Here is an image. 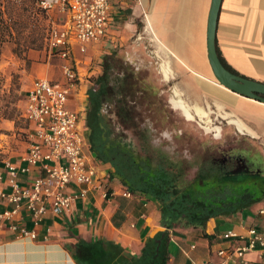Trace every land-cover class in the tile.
Wrapping results in <instances>:
<instances>
[{
  "label": "crops",
  "instance_id": "1",
  "mask_svg": "<svg viewBox=\"0 0 264 264\" xmlns=\"http://www.w3.org/2000/svg\"><path fill=\"white\" fill-rule=\"evenodd\" d=\"M212 1L112 0L113 21L108 37L101 44L89 45L85 53L78 48L75 50L82 83L79 93L71 95L68 108L83 114L81 125L85 126L88 88L82 84H88L87 78L91 74L101 73L103 57L124 49L136 69L144 70L150 63L152 72L163 82L171 83L178 78L181 85L174 88L183 93V98L188 94L187 85L191 78L201 77L203 82L212 83L218 89L205 88L199 82L196 84L214 99L217 115L228 126L232 125L228 120L231 117L245 127L241 130L232 125L236 137L258 141L264 153V128L255 114L264 112V104L214 83L207 42ZM59 19L60 23L64 17ZM216 26L215 42L220 58L238 75L264 84V0H222ZM30 58L33 60L30 68L33 81L29 90L40 78L66 83L49 57L31 54ZM204 129L206 132L216 131L209 125ZM219 136L223 137L221 128ZM27 149L11 162L20 164ZM102 166L110 188L116 194L114 197L106 200L98 192H93L88 200L79 201L70 212L60 216L49 214L36 228L38 236L35 240H20L19 231L0 222V264H78L80 240L88 243L113 241L127 253L140 256L149 239L166 231L160 226V206L145 196L124 198L122 192L125 188L110 178L114 171L111 164ZM39 176L40 173L33 170L21 175L19 181L26 184ZM4 207L5 202L0 201V212ZM19 223L27 229H34L29 215H24ZM251 227L264 231V200L243 213L211 219L204 230L170 231L168 264H258L262 254L257 252L246 254L243 260L234 256L222 260L217 255L219 250L231 244L222 240L227 231L243 235Z\"/></svg>",
  "mask_w": 264,
  "mask_h": 264
},
{
  "label": "trees",
  "instance_id": "2",
  "mask_svg": "<svg viewBox=\"0 0 264 264\" xmlns=\"http://www.w3.org/2000/svg\"><path fill=\"white\" fill-rule=\"evenodd\" d=\"M38 1L34 3L44 13ZM218 57L238 75L219 53ZM103 62L101 74L90 78L86 91L91 151L102 164H111V180L134 196L159 204L160 226L166 231L149 239L140 256L113 241L80 240L76 260L78 264H168L170 231L204 230L211 219L243 213L264 200L263 150L250 138L238 136L197 142L187 154L171 149L167 140L157 142L159 133L173 136V120H138L154 101L168 114L157 83L118 51L106 55ZM176 136L187 139L185 134Z\"/></svg>",
  "mask_w": 264,
  "mask_h": 264
},
{
  "label": "built area",
  "instance_id": "3",
  "mask_svg": "<svg viewBox=\"0 0 264 264\" xmlns=\"http://www.w3.org/2000/svg\"><path fill=\"white\" fill-rule=\"evenodd\" d=\"M38 7L57 16L51 23L46 47L49 59L61 60L66 83L45 78L34 81L23 112L28 123L26 155L20 164L0 163V201L6 204L0 222L19 231L22 241L37 238L36 228L46 216L70 212L93 192L106 200L116 195L102 163L91 151L89 134L81 125V112L68 108L71 95L82 83L75 50L85 53L89 45L101 44L108 37L113 21L112 0H39ZM60 16L64 20L59 23ZM33 170L40 176L22 184L19 177ZM122 194L124 198L134 196L128 190ZM24 215L30 216L34 229L19 223ZM222 240L231 243L218 251L222 260L233 256L243 260L246 254L257 252L262 254L258 264H264V231L251 227L239 235L229 230Z\"/></svg>",
  "mask_w": 264,
  "mask_h": 264
},
{
  "label": "rangeland",
  "instance_id": "4",
  "mask_svg": "<svg viewBox=\"0 0 264 264\" xmlns=\"http://www.w3.org/2000/svg\"><path fill=\"white\" fill-rule=\"evenodd\" d=\"M0 15V163H2L17 159L26 151L28 123L24 119L23 112L27 99L26 94L30 88L29 84L33 81L30 74L33 60L30 55L37 54L38 56L40 55V58L48 57L47 37L51 23L57 16L52 14L50 16L45 12L39 11L34 0H0ZM117 51L121 56L128 57V53L124 49ZM37 60L39 59L37 58ZM51 63L56 70L61 72L60 74L64 79L60 59L58 57L52 58ZM103 63L102 59L101 72ZM150 67L151 64L148 63L147 68L151 69ZM144 72L147 73V69H144ZM99 74L101 73L91 74L87 78L88 84L84 82L82 85H89L90 78ZM149 76L161 89L165 102H168L171 97L168 85H181L178 78L171 83H165L158 75L149 74ZM198 78L193 77L190 79V83L187 85L189 87V90H187L188 94H186L187 98H184L188 103L197 104L202 108L208 107L209 110H212L208 120L200 119L197 116L194 121L190 122L186 121L184 117L171 118L175 127L173 136L168 132H162V140H157L159 143L167 140V142L172 143L171 149L184 154L189 152L187 149L191 148V146H198L197 142L200 143V141L208 139L221 140L215 137L217 135L215 130L206 132L204 128L207 125H210L212 129H222V141L223 139L233 140L236 137L234 127L232 125L228 126L226 121H223L217 115L214 99L212 100V97L208 96L207 92H203L196 83L199 82L205 88L211 87L215 90L218 88L212 83L203 82L201 77ZM214 83L219 85L215 77ZM78 93L79 88L76 91V94ZM78 106L80 107V105ZM174 114L180 116L177 111H174ZM255 114L262 122L259 124L264 128V112ZM81 116L83 117V114ZM84 129L90 135L86 125ZM184 134L186 135V140L174 139L176 135L181 136ZM171 137L174 140H171ZM238 137L241 138L243 136ZM254 142L261 146L258 141Z\"/></svg>",
  "mask_w": 264,
  "mask_h": 264
},
{
  "label": "water",
  "instance_id": "5",
  "mask_svg": "<svg viewBox=\"0 0 264 264\" xmlns=\"http://www.w3.org/2000/svg\"><path fill=\"white\" fill-rule=\"evenodd\" d=\"M222 0H213L211 6V14L208 23V59L212 68L213 75L220 87H224L230 92L237 95H241L248 99L258 101L264 104V84L251 81L242 76L234 75L226 69L221 60L218 57L216 49V30L217 20L220 12V5ZM203 90H205L203 88ZM177 96V95H176ZM196 116H190L187 118L195 119Z\"/></svg>",
  "mask_w": 264,
  "mask_h": 264
},
{
  "label": "flooded vegetation",
  "instance_id": "6",
  "mask_svg": "<svg viewBox=\"0 0 264 264\" xmlns=\"http://www.w3.org/2000/svg\"><path fill=\"white\" fill-rule=\"evenodd\" d=\"M126 58H127V61H129L132 65L135 66L134 61H132L129 56L128 57L126 56ZM146 69H147L148 75L149 74L150 75H155L154 72H152L151 69H148V68H146ZM139 70L137 69V71H139ZM156 86L159 87L157 84H156ZM168 88H169V91L171 93V97L168 100V102H165V100H164L165 108H166V110H168V114L163 113V111H164L163 108H161V106L159 105L158 102H156V104H155V101H154V102H151L152 108L151 109L148 108V112L144 111L142 113V115L139 116L138 120H141V119L184 117L185 120L188 121V122L194 121V120H192V118H187V117H190V116H197L198 118H200L199 114H197L194 111L193 106H198L201 109H203V111L205 112V114L207 116L206 117V121L208 120L209 115H211V110H209L208 107L202 108L201 106H199L197 104L188 103L187 101L184 100L183 93L178 88H176V87L174 88V85L170 84V85H168ZM160 95H161L162 98L164 97V94L161 93V92H160ZM138 111H139L138 113L140 114L142 112V108H140V110H138ZM174 111L179 112L180 116H177L176 114H174ZM228 120H229L230 124H232L234 126H237L236 122H234V118L228 117ZM239 127H240L241 130H243L245 128L242 125H239ZM216 133H217V135L215 137H217L218 139H222V137L219 136V132L216 131ZM161 135H162V133H159L157 136H155L156 141L157 140H162V136Z\"/></svg>",
  "mask_w": 264,
  "mask_h": 264
},
{
  "label": "bare ground",
  "instance_id": "7",
  "mask_svg": "<svg viewBox=\"0 0 264 264\" xmlns=\"http://www.w3.org/2000/svg\"><path fill=\"white\" fill-rule=\"evenodd\" d=\"M193 109H194V111L197 113V114H199V117L201 118V119H206V114H205V112L203 111V109H201L200 107H198V106H193ZM235 122V121H234ZM237 124V123H236ZM237 127L240 129V127H239V124H237ZM216 131L217 132H220V128H217L216 129Z\"/></svg>",
  "mask_w": 264,
  "mask_h": 264
}]
</instances>
